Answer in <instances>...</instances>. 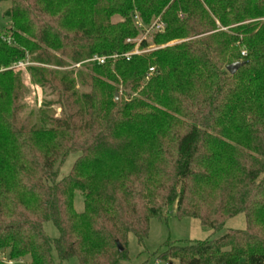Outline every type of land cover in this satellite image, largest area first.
<instances>
[{"label":"trees","instance_id":"1","mask_svg":"<svg viewBox=\"0 0 264 264\" xmlns=\"http://www.w3.org/2000/svg\"><path fill=\"white\" fill-rule=\"evenodd\" d=\"M1 1L11 26L0 34V264H56L55 250L60 261L121 264L130 235L144 244L151 220L173 205L177 218L215 231L239 214L247 227L168 241L156 260L264 264V0ZM137 17L144 27L165 22L155 44L182 41L126 58L144 34ZM150 46L142 39L140 49ZM54 52L88 65L91 91L79 101L64 74L62 115L19 121L20 79L9 67L28 54L64 67ZM94 56L107 60L85 62ZM33 71L52 84L55 71Z\"/></svg>","mask_w":264,"mask_h":264},{"label":"rangeland","instance_id":"2","mask_svg":"<svg viewBox=\"0 0 264 264\" xmlns=\"http://www.w3.org/2000/svg\"><path fill=\"white\" fill-rule=\"evenodd\" d=\"M10 6L9 1L0 2V34L8 35L10 33L9 28L11 26L10 20L3 15L5 9ZM120 20V17H115L114 21ZM154 32L146 34L138 38L137 42L140 43L142 39H147L151 44L150 47L141 49L142 51H148L152 49H158L161 46L173 45L176 42L182 40H174L164 44H155L153 41ZM58 57L65 60L66 65L59 67L56 65H46L39 62L30 61V57L34 55H27L25 59L21 60L23 65L12 69V76L20 79V96L16 100L18 104V120L28 121L30 123H37L43 115L60 116L63 113V107H61L60 101H64L63 97V81L64 74L70 76V81L74 80L73 91L77 94V99L80 101L83 94L91 91L90 86V74L91 70L87 64L75 63L69 56H64L60 52H54ZM89 62V60H85ZM13 66V65H12ZM35 66L45 67L48 70H53L55 73L48 75L52 84L46 85L38 81L33 69ZM11 68V66L9 67ZM53 76V77H52ZM119 97L122 96V91H119ZM78 103V102H77ZM76 107V106H75ZM79 107H76L78 109ZM79 154L71 153L64 163H57L56 167L59 170V178H63L70 173L75 160ZM75 205L78 211L84 210L83 196L80 191L75 194ZM176 206H170L165 210V216L163 219L153 218L150 223V234L145 240L144 244H140L137 237L133 234L129 239V254L130 259L122 261L121 264H155L156 259L162 252H165L168 248L167 242L185 245L188 241L192 243L198 240L214 239V237H220L223 234L229 232L230 229H242L245 230L246 217L245 214H239L229 219L226 224L219 231H215L207 225H203L201 221L193 217H185L182 219L177 218L175 215ZM45 232L52 238L56 239L60 233L57 226L52 221L44 223ZM54 258L56 264H80L76 257L69 260L60 261L58 253L54 251ZM7 253L0 252V258L6 259ZM29 258L25 257L23 261H27ZM172 264H180L179 260L175 258H167Z\"/></svg>","mask_w":264,"mask_h":264},{"label":"built area","instance_id":"3","mask_svg":"<svg viewBox=\"0 0 264 264\" xmlns=\"http://www.w3.org/2000/svg\"><path fill=\"white\" fill-rule=\"evenodd\" d=\"M137 20H138L137 25L140 26V27H144V26H142V23L140 22L138 17H137ZM165 27H166L165 22L161 18H159L154 23H152L149 27H144L143 29H144V32L146 34H149V33H152V32L156 33V32L163 31L165 29ZM129 41H131L130 38H129L128 42ZM140 43H141V41H140ZM140 43L137 44L136 48L133 51H130L129 53L124 54V56L129 59V57L131 55H133V54H142V53H144L145 51H142L140 49ZM243 54H245V52H243ZM116 56H118V54H114L111 57L114 58ZM106 60H107V56H94L93 58L89 59V61H97V62H100V63H104ZM21 65H23V62L21 60H19L18 63H15V64H13V66H11V69L17 68V67H19ZM153 71H154V68L151 67L149 69L147 77L151 76ZM155 264H172V262H170V261L164 262V261L156 260Z\"/></svg>","mask_w":264,"mask_h":264},{"label":"water","instance_id":"4","mask_svg":"<svg viewBox=\"0 0 264 264\" xmlns=\"http://www.w3.org/2000/svg\"><path fill=\"white\" fill-rule=\"evenodd\" d=\"M242 64V62L239 61V63H232L227 66V70L230 71V73L234 74L239 66ZM119 97V93L116 92V99Z\"/></svg>","mask_w":264,"mask_h":264}]
</instances>
